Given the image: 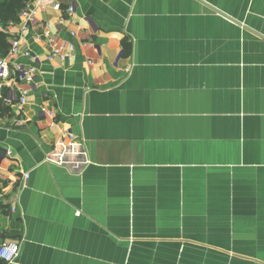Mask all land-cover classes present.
I'll use <instances>...</instances> for the list:
<instances>
[{
	"label": "crops",
	"instance_id": "obj_1",
	"mask_svg": "<svg viewBox=\"0 0 264 264\" xmlns=\"http://www.w3.org/2000/svg\"><path fill=\"white\" fill-rule=\"evenodd\" d=\"M29 2L0 29L43 60L0 101V264H264V0Z\"/></svg>",
	"mask_w": 264,
	"mask_h": 264
},
{
	"label": "built area",
	"instance_id": "obj_2",
	"mask_svg": "<svg viewBox=\"0 0 264 264\" xmlns=\"http://www.w3.org/2000/svg\"><path fill=\"white\" fill-rule=\"evenodd\" d=\"M36 3L41 0H33ZM32 2H29L26 7L20 11L19 19L20 22L28 23L34 20L36 10L31 8ZM54 7L59 10L61 9V2L57 1ZM69 16H73L76 13V4L71 2L67 9ZM16 23L9 21L5 25L0 21V29H6L7 32ZM43 36L51 39L53 42L51 51L47 53L46 58L48 60H53L59 58L62 61L68 60L75 47L70 44L67 46H61L57 42H54L51 36V31L49 27L43 31ZM74 34V33H73ZM40 40V37H37ZM23 55L27 57L31 62L23 63L16 61L18 56ZM43 63L42 57L34 54L31 50L22 47L21 38L15 37L12 40L11 47L8 51V55L0 54V101L6 105H17L20 108L28 104L29 98L33 89L37 86V78L39 76V70ZM23 84L24 86H21ZM42 114L46 116H52V113L45 108L42 109ZM12 157L13 152L11 150H3L0 155V178L2 177L1 170V159L5 157ZM25 178L29 177V174H24ZM20 250V245L15 241H4L0 244V260L11 263L18 256Z\"/></svg>",
	"mask_w": 264,
	"mask_h": 264
},
{
	"label": "trees",
	"instance_id": "obj_3",
	"mask_svg": "<svg viewBox=\"0 0 264 264\" xmlns=\"http://www.w3.org/2000/svg\"><path fill=\"white\" fill-rule=\"evenodd\" d=\"M30 0H0V19L3 22L15 21L19 12ZM3 150L0 149V155Z\"/></svg>",
	"mask_w": 264,
	"mask_h": 264
},
{
	"label": "water",
	"instance_id": "obj_4",
	"mask_svg": "<svg viewBox=\"0 0 264 264\" xmlns=\"http://www.w3.org/2000/svg\"><path fill=\"white\" fill-rule=\"evenodd\" d=\"M239 24H240V23H239ZM246 28H247L250 32H253L256 36L261 37L262 39H264V35H263V34H261V33L257 32V31H255V30H253V29H251V28H249V27H247V26H246Z\"/></svg>",
	"mask_w": 264,
	"mask_h": 264
}]
</instances>
